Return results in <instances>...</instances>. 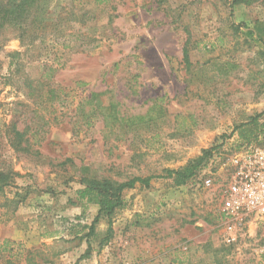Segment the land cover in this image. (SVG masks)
<instances>
[{
  "label": "rangeland",
  "instance_id": "1",
  "mask_svg": "<svg viewBox=\"0 0 264 264\" xmlns=\"http://www.w3.org/2000/svg\"><path fill=\"white\" fill-rule=\"evenodd\" d=\"M263 42L264 0H43L33 31L0 29V173L8 176L0 236L17 220L44 236L29 254L24 243H0V264H84V241L69 239L84 225L68 227L55 204L58 193L79 184L81 167L116 182L154 177L150 188L136 187L158 198L138 228L176 234L202 221L196 231L209 247L191 264H263L264 228L226 247L213 193L164 177L238 137L233 131L251 118L264 124ZM93 94L126 116L145 115L158 102L167 115L117 140L115 129L89 118ZM231 142L236 147L230 141L228 149ZM129 192L113 228L119 216L128 220ZM59 226L68 227L66 239L45 241ZM73 248L77 254L62 261Z\"/></svg>",
  "mask_w": 264,
  "mask_h": 264
},
{
  "label": "crops",
  "instance_id": "2",
  "mask_svg": "<svg viewBox=\"0 0 264 264\" xmlns=\"http://www.w3.org/2000/svg\"><path fill=\"white\" fill-rule=\"evenodd\" d=\"M82 188L83 186L80 183L72 184L65 192L58 193L55 204H58L61 209L56 214L57 217L59 218V215L60 217L64 216L71 221L67 224L68 227L84 225L80 226L82 232L68 233L69 236L71 235L69 239L81 238L84 241V255L91 248V255L83 259L84 264H191L188 262L192 258H198L202 252L204 253V246H202V240L200 239L202 233L196 231L197 227L202 226V221L198 220L194 225H186L185 228H180V231L176 234H165L138 228V224L148 219L150 213L154 210V200L158 198L148 196L150 194H141L136 189L129 192L128 199L132 207L125 214V216H128V220L119 219L120 216L115 219L117 221L114 226H117V228H113V237L106 246L101 248L99 243L104 237L103 231H107V228L103 230L99 227L105 225L107 227V224L105 221H101L97 226L96 236H88V228L92 222L90 223L87 220L90 216L93 221L98 213V206L88 204L79 198V191ZM93 212L94 215H92ZM74 219H79V221H74ZM132 224H134V227H132ZM12 227L1 229L0 243L2 245L24 243L25 246L22 247L28 249V254L30 252L34 253L41 246L39 240L43 239L44 236L40 232L35 230L26 231L19 220L15 221ZM68 227L62 228L59 226L55 228L50 236H45L47 239L44 240L57 242L60 239H66L65 235L69 230ZM187 228H192L196 231V234L190 233ZM262 228H264L262 224H250L251 236L256 237ZM95 242H98L96 247L94 246ZM76 254L75 248H73L70 253L68 252V254L60 257L64 261L66 256L67 262L69 258H73ZM80 262L82 263V261Z\"/></svg>",
  "mask_w": 264,
  "mask_h": 264
},
{
  "label": "trees",
  "instance_id": "3",
  "mask_svg": "<svg viewBox=\"0 0 264 264\" xmlns=\"http://www.w3.org/2000/svg\"><path fill=\"white\" fill-rule=\"evenodd\" d=\"M42 6L43 0H0V29L6 26H13L20 34L25 33L27 30L33 31V26L36 24V19L42 10ZM257 39L261 40L260 38ZM183 62L187 69L191 67L188 43L183 47ZM47 69L52 75L56 72L53 66H47ZM98 97V94H93L89 100L91 110L88 116L91 119L101 118L107 129H115L117 140L125 139L131 134H137L139 131L148 130L151 127L157 126L167 115L166 110L158 102L145 115L126 116L120 112L119 104L112 103L109 106H104L97 102ZM261 123L258 116L253 117L247 123L237 126L233 132L238 134L242 145L254 143L262 145L260 136L264 139V124ZM16 136L18 141H23L25 137L23 133L19 132L16 133ZM221 147L220 145L209 150H204L202 156L190 161L185 166L179 169L166 170V176L164 177L172 180L173 185L178 188L187 186L190 183L192 184L213 157L214 153L220 150ZM90 172L88 167H81V180L79 183L83 188L79 191V198L88 204L98 206V213L88 228L89 237L96 236V229L101 221H105L107 224L105 236L99 243V246L102 248L113 237L114 216L126 208L127 203L124 199L125 192L136 189L138 184L141 187L150 188L151 181L154 177H137L125 182H116L110 179L93 177ZM7 178V175L0 173V192L7 185ZM207 247L209 246L203 247L204 254ZM90 251L91 248L87 250L81 259L83 260L84 257H89L91 255ZM206 261L204 260L195 264H215L214 260L211 262L210 260L208 262Z\"/></svg>",
  "mask_w": 264,
  "mask_h": 264
},
{
  "label": "built area",
  "instance_id": "4",
  "mask_svg": "<svg viewBox=\"0 0 264 264\" xmlns=\"http://www.w3.org/2000/svg\"><path fill=\"white\" fill-rule=\"evenodd\" d=\"M221 146L193 185L215 196L222 244L234 247L252 237L250 224L264 225V144L242 145L234 135ZM260 255L264 264V243Z\"/></svg>",
  "mask_w": 264,
  "mask_h": 264
}]
</instances>
